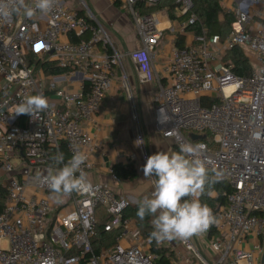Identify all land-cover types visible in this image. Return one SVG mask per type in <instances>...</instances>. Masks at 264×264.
<instances>
[{"label":"built area","instance_id":"built-area-1","mask_svg":"<svg viewBox=\"0 0 264 264\" xmlns=\"http://www.w3.org/2000/svg\"><path fill=\"white\" fill-rule=\"evenodd\" d=\"M66 1L55 0L48 13L0 19V264H156L159 255L126 215L134 207L131 197L91 179L99 145L84 125L96 121L116 68L126 74V59L149 79L164 32L185 35L197 23L194 0H176L173 15L188 18L165 29L162 19L170 16L169 9L149 12L162 0H120L140 42L124 51L85 3L70 7ZM224 4L235 16L229 35L203 29L192 44L173 47L162 68L166 84L160 82L155 95L154 123L162 136L178 151L182 143H204L199 158L214 179L231 186L225 206H209L217 223L200 235L208 239L209 255L198 238L172 243L193 252L197 264H264V0ZM73 36L79 39L72 41ZM238 47L254 66L246 77L224 60ZM47 65L64 73L49 75ZM80 75L78 91L61 86ZM37 93L48 98L49 107L32 117L16 115V106ZM136 140L139 152L130 159L139 161L143 172L150 154L141 134ZM63 147L65 162L77 151L86 154L82 167L90 191L57 195L37 179L55 167L51 158ZM110 174L120 181L112 169ZM150 184L152 197V178ZM197 198L201 201L200 194ZM100 224L116 235L97 250L93 240Z\"/></svg>","mask_w":264,"mask_h":264},{"label":"crops","instance_id":"crops-1","mask_svg":"<svg viewBox=\"0 0 264 264\" xmlns=\"http://www.w3.org/2000/svg\"><path fill=\"white\" fill-rule=\"evenodd\" d=\"M81 1L109 29L118 49L124 51L140 47L134 24L121 1L118 3L116 0ZM78 5L79 3L75 7ZM162 20L164 21L161 26L163 29L169 26L176 27V21H184L172 20L170 16ZM180 40L181 42H179ZM193 42L194 33L192 32L187 31L185 35L171 31L164 32L156 50L157 59L154 61L153 72L147 80L138 66L130 59H126L124 61L126 74L122 69L116 68L114 86L106 94L96 121L84 125V128L95 137L99 145V149L93 157L95 167L91 172V179L94 183L109 185L120 195L131 197L134 206L140 205L145 198H151L149 196L151 186L143 172L139 170L141 163L130 159L132 154L139 152L137 136L142 135L150 155L158 151L169 154L178 151L174 143L165 139L155 126V95L160 82L166 84L162 68L171 49L175 46H187ZM124 74L127 82L124 81ZM81 80L82 76L80 75L72 79V82L62 83L61 86L76 92L82 86ZM125 83L129 89L125 87ZM129 95H132L133 98L130 99ZM117 163L125 166L133 163L138 170V177L134 180H120L115 183L110 170ZM215 196L216 193H212V197ZM204 253L209 255V250L207 249ZM178 260L185 263L180 258Z\"/></svg>","mask_w":264,"mask_h":264},{"label":"clouds","instance_id":"clouds-1","mask_svg":"<svg viewBox=\"0 0 264 264\" xmlns=\"http://www.w3.org/2000/svg\"><path fill=\"white\" fill-rule=\"evenodd\" d=\"M55 0H0V19L8 20L13 15L31 17L35 11H51ZM49 107L48 98L43 93L29 95L16 106V115L43 112ZM207 146L201 142L182 143L179 151L171 154L163 151L150 155L143 166L145 178L151 177L154 191L151 198H145L138 208V217L154 216V230L150 239L160 243L176 238L188 239L207 232L217 223L212 209L197 197L211 190L215 183L210 176L207 162L199 157ZM55 167L50 166L44 183L57 195L90 191V184L83 165L87 156L82 151L75 152L65 162L62 152L52 158ZM62 165V166H61ZM79 173V175H77Z\"/></svg>","mask_w":264,"mask_h":264},{"label":"trees","instance_id":"trees-1","mask_svg":"<svg viewBox=\"0 0 264 264\" xmlns=\"http://www.w3.org/2000/svg\"><path fill=\"white\" fill-rule=\"evenodd\" d=\"M118 1L120 0H116V3H118ZM165 1L168 0H162L156 7L150 9V11L158 10L159 5ZM175 1L176 0H173L172 4H165L163 7H167L169 9L172 20L178 19L180 21H185V19L188 18V15H182L180 17H175L173 15V5ZM193 12L197 15L198 21L195 25L189 27L187 31L194 33V35L200 34L203 29H206L208 30L209 35L219 34L222 38H226L231 30V24L235 20V16L232 13L224 11L221 5V0H194ZM221 14L224 16L223 19H221ZM84 37L87 38V36ZM77 39L79 38L75 36L71 38L72 41H77ZM179 42H181V40ZM224 60L231 64L233 66V72L241 77L251 75L254 69L253 64L247 58L245 51L239 47L229 51L224 57ZM46 72L49 75H61L64 73L61 69L53 65H47ZM62 150L63 154L67 157L66 148L63 147ZM112 172L121 181L134 180L138 177V170L133 163H129L126 166L121 163L114 164ZM210 176L213 178L211 172ZM214 180L215 183L212 185L211 190L206 188L205 192L200 194V198L201 201L206 203L208 206L214 209H219L227 204V195L231 191V186L226 182H220L216 179ZM212 193H216V196L212 197ZM139 206L140 205L128 209L126 215L137 221L138 227L142 231L143 235L149 239L153 251L159 255V259L156 264H174V252H169L167 247H162L161 245H158V242L150 239V233L154 230L152 219L155 217L146 216L143 220H141L137 215ZM99 219L101 222L104 220L102 213H100ZM102 227L103 225H98L97 237L93 240V244L97 250H99L102 246L111 245L116 235L114 232H105ZM211 234H214L213 230H211Z\"/></svg>","mask_w":264,"mask_h":264},{"label":"rangeland","instance_id":"rangeland-1","mask_svg":"<svg viewBox=\"0 0 264 264\" xmlns=\"http://www.w3.org/2000/svg\"><path fill=\"white\" fill-rule=\"evenodd\" d=\"M67 2V5L68 6H70V7H75L76 6V4L78 3V0H67L66 1ZM173 3V0H168V1H165V2H163V3H161L160 5H159V9L158 10H162V9H164V8H167V7H163V6H165V4H172ZM222 7H223V9H224V0H222ZM86 8V7H85ZM86 10H87V8H86ZM158 10H156V11H158ZM149 12H155V10H152V11H149ZM149 151V150H148ZM150 154V153H149ZM150 178L151 177H148L147 179H148V182H149V184H150ZM150 186H151V184H150ZM151 190V189H150ZM149 194H150V192H149ZM150 196V195H149ZM153 229H154V227H153ZM197 238L199 239V241H200V243H199V247L205 252L208 248V239L207 238H201L200 237V235H196V236H193L192 237V240L194 241V242H197ZM158 245H161L162 247H167L168 249H169V252L170 251H173L174 252V259H173V261H174V264H197V263H195V257H194V253L193 252H191V251H187L183 246H181V245H179V246H176V245H174L173 243H172V240H165V241H163V242H160V243H158ZM2 246L3 247H7L8 245H7V242H3L2 243ZM209 250V249H208ZM184 257L185 259H186V262L185 263H183V262H180L179 260H178V258H180V257Z\"/></svg>","mask_w":264,"mask_h":264},{"label":"water","instance_id":"water-1","mask_svg":"<svg viewBox=\"0 0 264 264\" xmlns=\"http://www.w3.org/2000/svg\"><path fill=\"white\" fill-rule=\"evenodd\" d=\"M192 138H193L194 140H198V139H202V138H204V137H203V136H198V135H193ZM263 262H264V258H263Z\"/></svg>","mask_w":264,"mask_h":264}]
</instances>
